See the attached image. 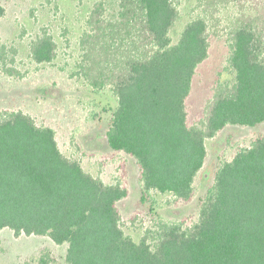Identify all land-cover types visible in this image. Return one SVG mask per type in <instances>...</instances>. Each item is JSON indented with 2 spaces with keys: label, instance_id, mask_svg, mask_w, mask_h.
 Listing matches in <instances>:
<instances>
[{
  "label": "trees",
  "instance_id": "trees-1",
  "mask_svg": "<svg viewBox=\"0 0 264 264\" xmlns=\"http://www.w3.org/2000/svg\"><path fill=\"white\" fill-rule=\"evenodd\" d=\"M192 1L95 0L78 41L81 60L68 76L114 97L106 143L133 158L139 204L151 209L193 199L206 139L226 126L264 123V0ZM231 7L237 13L219 29L232 78L217 80L190 125L193 77L210 37L222 35L217 12ZM31 55L52 63L51 37L34 41ZM127 195L124 184L104 183L66 156L52 127L20 110L0 114V230L66 244V264H264L263 133L218 163L190 225L152 213L136 241L117 207ZM158 196L168 197L159 203ZM37 260L51 262L44 254Z\"/></svg>",
  "mask_w": 264,
  "mask_h": 264
},
{
  "label": "rangeland",
  "instance_id": "rangeland-1",
  "mask_svg": "<svg viewBox=\"0 0 264 264\" xmlns=\"http://www.w3.org/2000/svg\"><path fill=\"white\" fill-rule=\"evenodd\" d=\"M94 1L0 0L5 8V16L0 19V114L20 110L37 124L52 127L66 156L77 159L85 171L104 183L124 184L128 195L117 207L123 229L138 241L152 213L168 220H185L186 225L196 221L199 200L213 182L215 167L230 160L238 148L248 146L254 136L264 134V123L255 127L226 126L205 140L206 159L194 183L195 195L187 204H165L155 209L139 204L137 164L130 156L113 152L106 143L105 130L116 105L114 97L109 92L91 93L82 80L68 78L81 60L78 41ZM236 13V7H231L220 8L216 14L222 35L210 37L209 55L193 77L186 100L190 125L200 119L217 80L232 78L230 47L219 28L228 25L229 15ZM178 29L180 26L175 34ZM45 35L54 42L56 57L52 63H37L31 46ZM166 197L158 196V202L165 203ZM65 250L66 244L57 245L46 236L0 230V264H38L41 254L51 260L49 264H66Z\"/></svg>",
  "mask_w": 264,
  "mask_h": 264
}]
</instances>
